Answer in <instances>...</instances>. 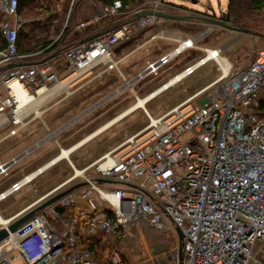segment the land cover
Wrapping results in <instances>:
<instances>
[{"label":"built area","instance_id":"2783aa9c","mask_svg":"<svg viewBox=\"0 0 264 264\" xmlns=\"http://www.w3.org/2000/svg\"><path fill=\"white\" fill-rule=\"evenodd\" d=\"M165 4L166 0H146L130 11L120 0L103 6L102 17L79 28L121 14L132 19L67 47L63 51L67 74L61 77L52 60L23 65L39 53L19 52L18 34L25 23L19 0H0V34L7 43L0 52V67L20 63L0 74V134L11 129L10 135H15L29 108L52 87L72 76L81 81L96 73L98 63L111 62L115 46L160 21L154 15L139 16L142 11L157 12ZM194 44L191 39L180 42L135 79L157 75ZM218 59L220 51L205 50V57L175 79L180 81ZM134 80L124 86L132 87ZM16 85L23 99L14 91ZM145 115L149 121L145 128L83 168L80 175L70 163L73 179L80 177L83 186L0 242V264H15L16 259L21 264H125L117 241L141 223L157 231L168 226L176 234L181 231L182 240L177 234L174 249L178 264H264L255 253L264 242V48L254 50L246 67L223 72L207 89L164 115ZM60 131H50L48 137ZM29 152L0 163V176L8 175ZM36 172L0 192V202L43 174L41 168ZM175 260L162 254L148 264H177Z\"/></svg>","mask_w":264,"mask_h":264},{"label":"rangeland","instance_id":"374dc122","mask_svg":"<svg viewBox=\"0 0 264 264\" xmlns=\"http://www.w3.org/2000/svg\"><path fill=\"white\" fill-rule=\"evenodd\" d=\"M226 2L227 0H199L198 5L207 7L209 10H212L216 16H219L227 7ZM70 4L71 0H53V2L51 0L50 3H47V0H38L37 4L28 5L25 7L26 10L22 9L19 15L24 18L28 16L36 17L39 15L41 9H45L46 7L51 9L57 5L60 6L63 11L67 12ZM101 7L102 5L98 0H75L71 7L70 20L65 27L68 32L64 30L60 35V40H62V42L64 41V44L68 43L67 45L76 44L78 40L111 25V19L102 18L96 24H90V26H86L85 28H79L81 23L90 22L96 17H102ZM35 9L39 11L37 12ZM2 20L3 16L0 17V24ZM50 26L51 25L43 27V31H41L42 36H38L39 39L36 40L37 45H43L46 42L53 41L59 36L61 30L65 26V14L55 28L52 29ZM151 30H168V27L161 22H155L153 25L142 30L132 41L126 43L125 46H119L125 47L123 49L126 50H134L136 54L131 61L142 62V59L146 61L159 57L164 53L165 47L162 44V39H158L151 44H145V39L151 34ZM216 34L217 32L214 28L213 31L207 33L203 39H199L196 46H203L205 42L214 39ZM223 42L231 43L224 55L233 64H239V62L247 59L251 55V37L248 34H242V37H239L238 34L227 33ZM172 48L173 47H171V49ZM153 79L154 76H144L143 78L135 79L133 82L134 86L132 87H119V85L123 83V79L117 70L110 72L101 71L99 73H93L76 84L72 83L69 87H62L57 96L44 103L40 108V111H43L54 107L48 112V118L51 120L49 128L52 132L57 130L61 131L55 136L48 137L49 132L46 130L44 123L40 119H37L32 125L36 127L35 129H38L36 130L37 132H39V130L42 132L41 140L38 142L39 145L32 149V154L30 156L26 157L10 170L8 175L3 176L4 179L1 180L3 182L1 186H7L12 181L22 179L25 175L41 168L61 154V150L68 149L79 143L84 138L100 129L103 122L122 114L129 102H133L134 104L138 102L136 99L137 95L140 99L145 97L140 92L141 89H145V87L152 89L159 86L157 82L152 81ZM193 79H200L198 82L199 84L206 80L200 73L194 76ZM133 90H135L137 94H135ZM182 95L184 97L187 94L177 88L166 93L148 106L151 115L154 118H158L169 103L174 102ZM202 97L203 96H201V98ZM201 98L199 99L201 100ZM200 100L197 103H199ZM27 115L28 116L24 120L25 123L29 122L35 114L30 111ZM38 115L40 114L38 113ZM143 116L144 114L142 112L134 113L132 117H128L126 120L110 127L95 139L78 149L70 158L61 160L55 166L45 171L44 174L40 175L35 181L34 189L39 190L42 196L48 194L51 189L55 188L57 184L61 182V180L68 176H74L75 173L70 163L74 164L78 170H82L98 160L103 154L117 147L128 137L145 128L149 124V121L147 118L143 120ZM30 127V125L25 127L22 138L11 139L4 144H0V155L9 148L11 150L16 149L21 143H26V137L29 133L33 132ZM23 169L26 172L25 175H23L21 171ZM80 184H82L81 178L77 177L71 184L55 192L48 198L72 188L73 191H77L81 188ZM25 195L27 194L20 193L4 201L0 205V213L3 216H7L15 211L23 202V197H25ZM177 243V234L173 229L157 231L145 226H131L127 234L117 241L116 246L125 264H148L150 261H154L160 254H167L172 260H175L176 256L174 255V249L177 247ZM12 257L13 254L10 255V258ZM175 262L178 264L177 260H175ZM14 263L21 264V260L16 259Z\"/></svg>","mask_w":264,"mask_h":264},{"label":"crops","instance_id":"0c3cea01","mask_svg":"<svg viewBox=\"0 0 264 264\" xmlns=\"http://www.w3.org/2000/svg\"><path fill=\"white\" fill-rule=\"evenodd\" d=\"M41 1H44V0H41ZM230 1L231 0H227L226 2L227 7L224 9V12H221L219 16H216L214 12H212V10H209L207 7L199 6L198 5L199 0H166V4L164 7H162L160 12L165 13L170 16L177 17V18H160V21L158 22L165 24L168 27V30H156V31L151 30V34L145 39V44H151L152 42L158 39L163 40L162 44L165 47V51L163 54H161V56L148 59L146 61L142 59V62H135V61H131L132 58H134L136 54L134 50L132 49L126 50V49H123L125 47H119L121 45L125 46L126 43H129L130 41H132L142 31L141 30L138 33H136L130 41L120 43L114 47L112 54H111V62L108 63L107 61H102L95 66L94 70H96V73H99L101 71L110 72L113 70H117L123 79V83L119 85V87H122L124 86L125 81L134 80L138 76V74L142 73L149 63H153L157 61L162 56L173 51V49H175L176 46L179 45L180 42H183L184 40H188V39L195 41L194 47L191 49L185 50L179 56L172 59L169 64L163 66L159 70L157 75H150V76H154V79L152 81L157 82L159 86L154 87L152 89L148 87H145V89L144 88L141 89L140 92L143 94V96L147 97L148 95L152 94L154 91L159 90L160 87H163L170 80L172 79L176 80L175 77L182 75L183 71L187 67L195 64L197 61L205 57V50L220 51V59L225 60L224 64L229 66L227 74L231 73L235 69L246 67L253 59L254 50L264 48V0H244L248 3V7L244 9L243 8L241 9L237 3L235 4L233 3L232 7L230 8ZM50 2L51 0H47V3H50ZM71 7L72 6L70 4V7L66 12V11H63V9L57 5L51 9L47 7L45 9H41L39 15H37L36 17L28 16L24 18L21 16L25 20V23L22 25L20 29L22 32V36L19 42L20 51L23 52V54L39 53V55L25 60L23 64L24 66L43 62L44 60L49 59V60H52V62L57 66L60 76L64 77L67 73L64 67L63 51L67 47L76 45V44L85 43L91 37H95L100 34L112 31L113 29L118 27L120 24L132 19L131 15L124 16L122 14L116 17H109L108 19L112 20L111 25H109L108 27L102 28L99 31L93 32L90 35L84 37L83 39L78 40L76 44L67 45L68 43L64 44V41L62 42V40H60V35L66 29L65 28L66 24H68L70 13H71ZM24 9L26 10V8ZM35 10L37 12L39 11L37 9ZM229 13H230L231 18L227 22L225 21L224 17L229 15ZM64 14H65V26L61 30L59 36L53 41L52 40L49 41V44L47 46L37 47L36 40L39 39L38 36H42L41 31H43V27L47 25H51L50 28L52 29L55 28L57 24L61 21V18ZM202 18L216 19V20H219V21H222L228 24L232 28H226L218 24L208 23L207 21L202 20ZM90 24H96V23H90ZM90 24H87L86 26H90ZM214 28L216 29V32H217L216 37L212 40L205 42L203 46L197 47L196 45L199 42V39H203L204 36L207 33H211ZM227 33L238 34L239 37H242V34H248L251 37V45H252L251 55L247 59L239 62V64H233L224 55L231 44V43L223 42ZM171 47L173 48L171 49ZM111 64L113 65V68H109V65ZM223 72L224 71L221 68L220 63H217L211 60L207 62L206 65L198 68L192 75L183 77L180 81L176 80L175 84L172 87L168 88L167 90H164L159 95H157V97L150 100L149 102H146L143 107L144 109L139 108L133 113H131L129 116H127L126 118L132 117V114L134 113L142 112L144 114L143 120H145L146 118L145 112H148L151 115L150 110L148 109V106L175 88L180 89L181 91L187 94L186 96L183 97L182 95L180 98H178L174 102L169 103L166 109L163 111V113L158 116L160 117L164 115L165 113L171 111L178 105H180L182 102H184L188 98L193 97L200 91L207 89L210 85H212L216 80H218L222 76ZM198 73H200L202 77L206 78L205 82L199 84L198 82L200 79H195V80L193 79V77L196 76ZM65 86L69 87V84H66ZM62 87H63L62 85L52 87L48 92H45L35 101V103L29 108V111H28V112L30 111L34 112L35 115L33 116V118H31L29 122L27 123L24 122V125L17 131L15 135H10L11 129H7L6 131H3L0 134V137H1L0 144H4L5 142L10 141L11 139L22 138L23 130L25 129L26 126L30 125L31 130L33 131L29 133V135L26 137V140H27L26 143H23V144L21 143L20 146L16 149L11 150L9 148L5 150V152L0 155V163L9 162L13 158L29 150L30 151L29 154L25 156L24 158H22L16 165H14L10 169L12 170L22 160H24L26 157L32 154V149L36 147L37 144H39L38 142L41 140L40 138L42 137V132L40 130L39 132H37L36 130L38 129H35L36 127L32 125L37 121V119H40L44 123L45 128L48 132L51 131L49 128L50 127L49 123H51V120L50 118H48V112H50V110H52L54 107L48 108L43 111H40V108L44 103L48 102L49 100L57 96ZM133 91L135 94H137L135 90ZM136 99L137 101L139 100L138 95ZM134 105L135 104L133 102H129L124 112L130 109ZM38 113L40 115H38ZM116 117L117 116H115L114 118ZM114 118L106 120V122H103V124L101 125V128L105 126L106 124H108L110 121H112ZM126 118H124L123 120H126ZM21 171L23 172V175L26 174L24 169ZM35 171L32 173H35ZM32 173L28 175H31ZM37 178H35L33 182L30 185L26 186L22 191L14 194V195H18L20 193H24L27 195L23 197V202L20 204V206L15 211L11 212L7 216H3L0 213L3 218L10 220V222L15 220L22 214L38 206L40 203H42L43 200L47 199L49 196H51L55 192L64 189L66 186H68L69 184H71V182L74 181L73 176H68L64 178L63 180H61V182H59V184H57L55 188L51 189V191L48 194H46L45 196H42L39 190L34 189V185L36 183L35 181L37 180ZM3 179L4 177L0 176V192L10 187L14 182L20 180V179H17V180L12 181L7 186H1V184L3 183L1 180ZM67 181H69L67 184H65L60 189H57L58 187L66 183ZM3 202L4 201L0 202V205ZM140 226L149 227L145 223H141ZM170 229H171L170 226H168L167 230H170ZM255 253L257 255V258L264 263V242L256 246Z\"/></svg>","mask_w":264,"mask_h":264},{"label":"bare ground","instance_id":"6f19581e","mask_svg":"<svg viewBox=\"0 0 264 264\" xmlns=\"http://www.w3.org/2000/svg\"><path fill=\"white\" fill-rule=\"evenodd\" d=\"M218 63H220L221 68L224 71V75L227 74L228 71V65H225V60L223 59H218ZM80 79L75 76H72L70 78L65 79L61 85L64 87L66 84H70V83H74L75 81H79ZM176 80H170L168 83H166L163 87H160L159 90L154 91L152 94L148 95L147 97L138 100V102L132 106L130 109H128L127 111H125L124 113L120 114L119 116H117L116 118H114L112 121H110L108 124H106L105 126H103L102 128H100L99 130H97L96 132H94L93 134L87 136L85 139H83L81 142H79L78 144L69 147L68 149H64L62 151V154L58 155L57 157H55L54 159H52L51 161H49L48 163H46L44 166L41 167V173L44 174L45 171H47L48 169H50L51 167L55 166L58 162H60L63 159H67L69 158V156L76 152L78 149H80L82 146H84L85 144H87L88 142H90L91 140H93L95 137H97L98 135H100L101 133H103L104 131L108 130L110 127H112L113 125L119 123L120 121H122L124 118H126L127 116H129L131 113H133L134 111H136L139 108L144 109V105L146 102H149L150 100L154 99L155 97H157V95H159L161 92H163L164 90H167L168 88L172 87L175 84ZM14 91L23 99L24 95L23 92L21 91L20 87L18 85L14 86ZM77 170V175H80L81 170ZM38 173H32L31 177H34L35 175H37ZM69 181H67L66 183H64L63 185H61L60 187H58L57 189H60L61 187H63L65 184H67ZM56 189V190H57ZM10 220L5 219L1 216L0 214V226L6 227L7 225H9Z\"/></svg>","mask_w":264,"mask_h":264},{"label":"water","instance_id":"95a60500","mask_svg":"<svg viewBox=\"0 0 264 264\" xmlns=\"http://www.w3.org/2000/svg\"><path fill=\"white\" fill-rule=\"evenodd\" d=\"M144 15H154L157 18H177L174 16L167 15L165 13H162L160 11L153 12L151 10H144V11H142V13L139 16H144ZM202 20L207 21L208 23L218 24V25L224 26L226 28H232L228 24H226L222 21L216 20V19H204V18H202ZM95 37H91L87 41L92 40ZM47 60H49V59H47ZM17 66H20V63H13V64L2 66V67H0V74L3 73L4 71L8 70V69H11V68L17 67ZM99 182L101 183L102 181L99 180ZM80 186H83V184H80ZM72 191H73V188L69 189L68 191H65L63 193H60L56 196H53L51 198L43 200L42 203H40L38 206L32 208L31 210L22 214L21 216H19L15 220L11 221L8 226L0 228V242H2L5 238H7L9 236V234L17 233L20 230V228L28 220H30L32 217H34L36 214L40 213L41 211L45 210L46 208L50 207L51 205L57 203L59 200H61L63 197H65L66 195H68ZM177 234H178L179 240L181 241L182 240V233L179 229H177ZM180 264H182V262H180Z\"/></svg>","mask_w":264,"mask_h":264},{"label":"trees","instance_id":"16d2710c","mask_svg":"<svg viewBox=\"0 0 264 264\" xmlns=\"http://www.w3.org/2000/svg\"><path fill=\"white\" fill-rule=\"evenodd\" d=\"M37 1L38 0H19V14L21 13L22 9H24L28 5L30 6L32 4H37ZM98 1H99V3L102 6H107V5L112 4L116 0H98ZM120 1L123 3L124 9L127 10V11H130V10H133V9L137 8L138 6L142 5L146 0H120ZM233 3L234 4L237 3L240 6L241 9L242 8L244 9V8L248 7V3L246 1H244V0H231L230 1V8L232 7ZM1 16H3V15L0 12V17ZM224 18H225V21L228 22V20H230V18H231L230 13H229V15L225 16ZM65 31L68 32L67 28L65 29ZM21 36H22V32L20 30L19 34H18V49H19V52H21L20 48H19V42H20ZM0 41H1L0 42V52H1V51H4L6 49V47H7V43H6L5 39L3 38V36L1 34H0ZM48 44H49V42H46L43 45H37V47H39V46L45 47ZM21 53H23V52H21ZM58 209H59V212H61V213H63L65 211L63 208H58Z\"/></svg>","mask_w":264,"mask_h":264}]
</instances>
